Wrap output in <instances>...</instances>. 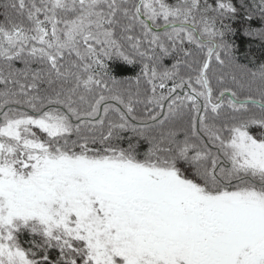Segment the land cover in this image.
<instances>
[{"label":"snow or ice","instance_id":"snow-or-ice-1","mask_svg":"<svg viewBox=\"0 0 264 264\" xmlns=\"http://www.w3.org/2000/svg\"><path fill=\"white\" fill-rule=\"evenodd\" d=\"M0 264H264V0H0Z\"/></svg>","mask_w":264,"mask_h":264},{"label":"trees","instance_id":"trees-1","mask_svg":"<svg viewBox=\"0 0 264 264\" xmlns=\"http://www.w3.org/2000/svg\"><path fill=\"white\" fill-rule=\"evenodd\" d=\"M170 2H174V0H170ZM256 51L258 52V49ZM128 74H132V73L129 71Z\"/></svg>","mask_w":264,"mask_h":264}]
</instances>
